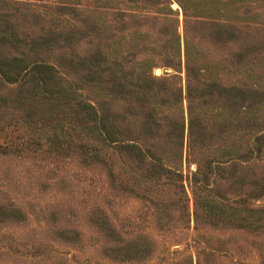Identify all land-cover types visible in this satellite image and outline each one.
Returning <instances> with one entry per match:
<instances>
[{"label":"trees","instance_id":"1","mask_svg":"<svg viewBox=\"0 0 264 264\" xmlns=\"http://www.w3.org/2000/svg\"><path fill=\"white\" fill-rule=\"evenodd\" d=\"M129 1L120 25L82 22L92 33L82 41L69 28L76 20L61 24V13L76 9L33 8L28 37L9 32L17 54L0 55V158L29 157L39 183L67 180L61 169L77 154L99 167L104 179L95 189L104 199L88 206L87 223L116 262L153 253L139 230L129 237L110 214L125 198L170 206L181 229L192 223L196 231L244 228L248 211L263 210L246 202L264 197V0H174L182 37L169 0ZM156 66L174 73L154 75ZM10 170L0 168V185L11 184ZM60 205L39 210L43 227L75 245L82 210ZM21 216L12 198L0 202V223ZM60 217L69 224L54 226ZM182 259L193 264L190 253Z\"/></svg>","mask_w":264,"mask_h":264},{"label":"rangeland","instance_id":"2","mask_svg":"<svg viewBox=\"0 0 264 264\" xmlns=\"http://www.w3.org/2000/svg\"><path fill=\"white\" fill-rule=\"evenodd\" d=\"M61 2L76 9L64 10L61 13V24H66L64 18L71 22L70 24L76 20L77 28L73 29L72 25H69V28L72 29V37L80 41L92 36L91 32L84 34V29L80 26L82 22L89 24L98 20L107 25L112 22L120 25L127 21L126 12L132 4L129 0H0V55L9 57L17 54V46L9 37V32L15 29L18 36L28 37L31 9L54 6ZM172 3L176 5L174 8ZM96 4H103L107 8L99 16L98 11L93 10ZM133 8L135 12L142 10L138 1ZM169 8L178 9L174 0H169ZM177 17L179 34L182 37V17L179 9ZM152 72L154 75L174 73L169 67L159 66L154 67ZM179 74L183 76L182 71ZM172 81L178 84L179 79ZM184 104L183 101V107ZM77 155L68 162L67 167L61 169L68 181L50 180L45 183H39V178L30 173L33 170V162L29 157L0 158V168L9 166L14 172L11 184L0 185V202L4 203L7 198H12L13 202L24 210L23 217L0 223V264H41L47 258H53L54 264H184L182 257L186 253L192 255L194 264L195 252H198V264H264V197L246 202L248 206L263 209L248 211L250 224L246 227L234 229L223 226L218 230L201 228L196 231L191 228L192 223L190 228L181 229L182 218H179V212L170 206L160 210L150 201L125 198L123 205L115 206L110 214L120 219L127 231L139 230L153 253L139 259L127 258L124 262L108 259L95 243L86 216L87 208L91 207L93 201L102 202L104 199L100 194H96L98 192L95 189V186L103 181L104 175L99 171V167L86 165ZM190 168L193 169V165ZM14 180L19 184L13 185ZM72 202L76 208L82 210L75 227L79 236L78 242H74L75 245H66L62 243L64 241L49 237L50 234L45 232L39 210L60 203V207H67L66 204ZM66 211L68 212L65 208L63 215ZM69 212L72 213L70 210ZM159 216H163L166 221L164 229L157 223ZM67 224L69 223L60 217L54 226L64 227ZM134 233H128L129 237ZM41 243L48 246H38L35 256H30L34 251L32 246Z\"/></svg>","mask_w":264,"mask_h":264},{"label":"water","instance_id":"3","mask_svg":"<svg viewBox=\"0 0 264 264\" xmlns=\"http://www.w3.org/2000/svg\"><path fill=\"white\" fill-rule=\"evenodd\" d=\"M171 6L174 8L176 5L174 3H172Z\"/></svg>","mask_w":264,"mask_h":264}]
</instances>
